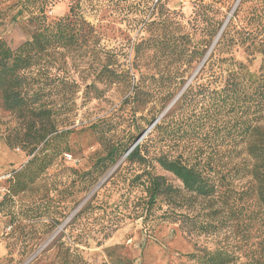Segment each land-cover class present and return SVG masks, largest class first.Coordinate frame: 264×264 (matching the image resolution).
Returning <instances> with one entry per match:
<instances>
[{
    "label": "rangeland",
    "instance_id": "1",
    "mask_svg": "<svg viewBox=\"0 0 264 264\" xmlns=\"http://www.w3.org/2000/svg\"><path fill=\"white\" fill-rule=\"evenodd\" d=\"M257 1L264 6V0H166L159 13L151 14L156 0H0V38L13 49L30 39L39 24L64 17L83 25V34L91 36L83 46L50 48L42 69L27 71L29 92L41 90V100L57 112L60 136L49 150L63 152L26 190L0 203V264H198L193 254L228 242L230 229L196 234L190 220L165 221L158 217L160 211L145 221L146 193L134 179L142 167L127 163L125 155L95 181L84 180L83 172L105 154L108 143L135 141L133 147L147 140L157 120L149 123L148 105L133 115L125 102L134 82L144 90L173 83L178 95L199 78L212 51L215 58L233 55L257 70L261 56L248 62L243 46L234 42L255 19L264 34V16H251V4ZM223 26L226 38H221ZM195 47L207 50L201 62L195 60ZM107 62L128 72L125 84L100 82L99 71ZM26 132L25 121L0 103L5 188L11 174L32 158L22 141ZM236 142L218 141L213 156L224 170H232L231 182L241 187L250 176L238 169L252 159L246 143ZM176 148H170L172 153L181 150ZM150 150L154 156L155 147ZM189 150L195 154L194 148ZM152 163L155 172L181 186L172 173L154 159Z\"/></svg>",
    "mask_w": 264,
    "mask_h": 264
},
{
    "label": "trees",
    "instance_id": "2",
    "mask_svg": "<svg viewBox=\"0 0 264 264\" xmlns=\"http://www.w3.org/2000/svg\"><path fill=\"white\" fill-rule=\"evenodd\" d=\"M165 3L166 0H156L151 14L159 13ZM251 13L253 19H260L264 6L253 2ZM254 22L253 27L249 23L243 26L234 42L243 46L248 62L261 56L257 70L233 55L215 58L212 51L199 68V78L178 95L173 83L162 89L144 90L140 82H134L133 92L125 102L131 105L133 115L142 113L148 105L149 123L157 120L147 140L133 147L135 141L125 145L110 142L105 154L83 172L84 180L95 181L125 155L127 163L142 167L134 179L146 193L142 205L145 221L157 217L160 211L158 217L165 221L190 220L196 234L214 235L230 229L227 243L192 255L198 264H264V34L258 30L256 19ZM83 23L90 26L86 20ZM226 34L225 29L221 38H226ZM90 37L83 34V25L79 27L74 20L64 17L39 24L31 38L16 49L0 38L1 107L25 121L27 132L22 141L32 156L8 178L7 192L0 203L26 190L63 152L49 150L60 136L55 126L57 112L41 100V90L29 92L31 77L27 71L38 66L42 69V59L50 48L83 46ZM206 54L207 50L195 47V60L203 61ZM99 72L100 82L106 86L125 84L129 78L128 72L111 66V62L105 63ZM129 82L132 83L131 79ZM237 139L246 143L245 152L252 159L238 169H246L250 176L241 187L231 182L232 170H224L213 156L218 153V141L238 144ZM173 146L181 150L172 153ZM150 147L156 149L154 156ZM190 148H194L195 154ZM153 159L172 173L181 186L155 172Z\"/></svg>",
    "mask_w": 264,
    "mask_h": 264
},
{
    "label": "built area",
    "instance_id": "3",
    "mask_svg": "<svg viewBox=\"0 0 264 264\" xmlns=\"http://www.w3.org/2000/svg\"><path fill=\"white\" fill-rule=\"evenodd\" d=\"M3 179H4V177H0V199L3 198L4 193L7 191V188L1 186Z\"/></svg>",
    "mask_w": 264,
    "mask_h": 264
},
{
    "label": "water",
    "instance_id": "4",
    "mask_svg": "<svg viewBox=\"0 0 264 264\" xmlns=\"http://www.w3.org/2000/svg\"><path fill=\"white\" fill-rule=\"evenodd\" d=\"M222 30H223V29H222ZM216 41H217V40H216ZM216 41H215V42H216ZM163 115H164V114H162V116H163ZM162 116H160L159 118H161Z\"/></svg>",
    "mask_w": 264,
    "mask_h": 264
}]
</instances>
